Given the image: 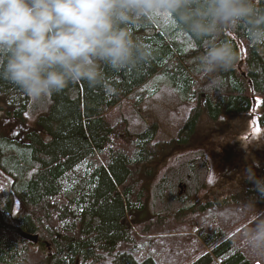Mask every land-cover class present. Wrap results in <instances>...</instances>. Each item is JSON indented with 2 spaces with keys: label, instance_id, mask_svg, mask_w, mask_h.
<instances>
[{
  "label": "trees",
  "instance_id": "trees-1",
  "mask_svg": "<svg viewBox=\"0 0 264 264\" xmlns=\"http://www.w3.org/2000/svg\"><path fill=\"white\" fill-rule=\"evenodd\" d=\"M255 4L264 8V0ZM129 32L148 54L145 60L124 71L102 69L103 87L69 84L49 96L47 115L24 140L0 137V166L12 178L10 194L0 196V264H264L250 260L238 242L255 219L243 206L252 203L264 215L256 184L264 182V168L243 172L200 198L205 185L193 170L184 181L190 183L186 195L174 192L182 183H173L176 174L158 177L170 157L191 147L203 115L215 123L247 114L257 98V123L264 129V45L249 44L243 28L224 32L236 60L214 74L220 84L212 89V76L198 63L205 43L174 21L134 24ZM158 75L193 103L177 138L154 142L155 125L139 133H131L124 119L112 125L107 115L113 109L159 91L135 95ZM29 97L0 79V118L25 121ZM165 191L179 207L146 215L152 197L164 202ZM13 195L24 207L18 217L12 216ZM237 213L246 214L245 222L233 223Z\"/></svg>",
  "mask_w": 264,
  "mask_h": 264
},
{
  "label": "clouds",
  "instance_id": "clouds-1",
  "mask_svg": "<svg viewBox=\"0 0 264 264\" xmlns=\"http://www.w3.org/2000/svg\"><path fill=\"white\" fill-rule=\"evenodd\" d=\"M151 20L174 21L205 43L198 63L212 89L220 84L214 74L236 60L224 32L243 28L249 44L264 45V8L255 0H0V79L37 101L82 81L103 87L102 69L124 71L147 58L129 28ZM256 184L264 195V182ZM243 207L255 219L239 246L250 260L264 261V215L252 203ZM245 215L235 214L233 223Z\"/></svg>",
  "mask_w": 264,
  "mask_h": 264
},
{
  "label": "rangeland",
  "instance_id": "rangeland-1",
  "mask_svg": "<svg viewBox=\"0 0 264 264\" xmlns=\"http://www.w3.org/2000/svg\"><path fill=\"white\" fill-rule=\"evenodd\" d=\"M156 25L165 24L166 20H151ZM168 21V20H167ZM158 87L159 91L153 96L146 97L142 103L136 104L127 100L113 109L108 115V121L113 125L121 120H126L131 133H139L147 126L155 125L156 134L154 142H166L176 139L178 133L186 122L193 103L175 91L171 82L164 76H154L148 80L135 93L140 96L146 88ZM29 111L22 116L10 119L0 118V137L9 139H23L31 129H36L40 117L46 116L52 104L49 97L33 100L29 97ZM259 114V101L253 100L250 112L247 114H231L211 122L203 115L196 127L195 135L190 148L176 152L166 164L161 167L159 178L163 175H174L173 183L182 180L177 190L181 195H186L187 186L195 175L199 176L205 185V190L200 191L196 198H200L207 190L215 191L219 186L226 184L241 173L259 171L264 168V129L257 123ZM24 140V139H23ZM193 170V172H192ZM12 178L0 166V196L10 194ZM159 181H154V187ZM178 183V182H177ZM176 183V184H177ZM181 185V190L179 189ZM155 189L152 194L154 195ZM164 202L156 201L152 197L146 215L154 211L165 213L166 208L176 209V204H171L170 196L165 191ZM192 195V193L190 194ZM12 199V216L18 217L24 213V207L14 195ZM172 205V206H171Z\"/></svg>",
  "mask_w": 264,
  "mask_h": 264
},
{
  "label": "water",
  "instance_id": "water-1",
  "mask_svg": "<svg viewBox=\"0 0 264 264\" xmlns=\"http://www.w3.org/2000/svg\"><path fill=\"white\" fill-rule=\"evenodd\" d=\"M26 239L33 241L34 243L37 242V237L36 236H26Z\"/></svg>",
  "mask_w": 264,
  "mask_h": 264
}]
</instances>
